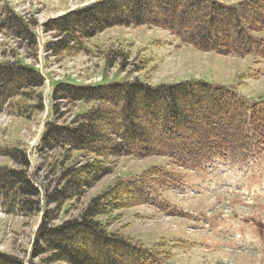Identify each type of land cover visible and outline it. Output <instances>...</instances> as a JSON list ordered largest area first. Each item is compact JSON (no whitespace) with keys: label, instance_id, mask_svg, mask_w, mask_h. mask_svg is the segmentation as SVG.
Returning a JSON list of instances; mask_svg holds the SVG:
<instances>
[{"label":"rangeland","instance_id":"rangeland-1","mask_svg":"<svg viewBox=\"0 0 264 264\" xmlns=\"http://www.w3.org/2000/svg\"><path fill=\"white\" fill-rule=\"evenodd\" d=\"M97 1L0 0V60L30 65L44 78V84L37 88L41 109L27 116L8 106L0 110V151L11 147L24 151L30 162V178L41 187L40 199L45 189H52L61 180L66 166L94 161L82 151L43 145L49 120L70 124L78 114L97 105L92 100L56 101L53 95L59 83L104 79V84H109L138 78L154 86L197 79L234 88L256 109L264 107V102H258L264 100V56L202 51L160 27L115 25L85 39L79 52L63 55L48 51L47 45L57 38L43 25ZM216 1L235 5L245 0ZM253 32L264 40V27H255ZM26 102L37 103L32 98ZM144 111L139 114L145 115ZM258 122L259 118L253 121ZM220 128L227 131L223 125ZM227 140L212 150L206 145L191 149L209 156L195 165L165 156L138 158L114 153L108 158L109 172L89 180L81 195L63 204L58 222L53 223L79 217L92 198L108 189H119L120 181H128L122 195L134 206L115 208L102 216L103 223L108 221V230L119 231L165 255L168 264H264V141L250 145L240 134ZM0 165L21 169L19 163L1 153ZM85 175L79 173L82 179ZM143 195H149V201H144ZM54 207L43 199L41 212L25 215L7 213L0 203V251L25 264H68L50 261V251L37 256L33 253L43 210ZM100 245L91 233L80 232L75 241L76 248L87 247L90 256L106 264L109 257Z\"/></svg>","mask_w":264,"mask_h":264},{"label":"trees","instance_id":"trees-1","mask_svg":"<svg viewBox=\"0 0 264 264\" xmlns=\"http://www.w3.org/2000/svg\"><path fill=\"white\" fill-rule=\"evenodd\" d=\"M131 24L163 28L202 51L264 56V40L253 32L255 27H264V0L235 5L216 0H100L70 10L43 26L46 31H54L57 38L47 45L48 51L64 55L81 51L85 39L108 27ZM43 84V76L34 67L0 60V110L8 106L16 114L27 116L41 109L37 88ZM28 98L37 103H27ZM53 98L97 102L70 124L49 120L42 141L49 148L82 151L94 161L66 166L61 180L52 189H45L40 199L42 190L30 178L27 155L18 147L4 148L0 153L19 163L21 169L0 165V203L7 213L25 215L41 212L43 199L47 205L55 204L43 210L33 242L34 255L50 251L48 259L54 262L100 264L87 247L76 248L77 236L83 232L91 233L105 249L109 257L106 264H168L165 255L119 231L108 230V221L100 219L115 208L134 206L122 195L128 181H120L119 189H108L92 198L79 217L53 223L58 222L63 204L81 195L89 180L109 172L108 158L114 153L138 158L165 156L195 165L209 156L191 149L206 145L212 150L233 134L247 138L250 145L264 141V107L256 109L234 88L202 80L154 86L138 78L96 86L64 82L56 86ZM252 107L255 110L250 112ZM142 109L145 115L139 114ZM255 118L261 123H253ZM220 125L227 131L222 132ZM81 172L87 175L84 179L79 176ZM148 196L143 195L144 201H149ZM0 264L25 263L0 251Z\"/></svg>","mask_w":264,"mask_h":264}]
</instances>
